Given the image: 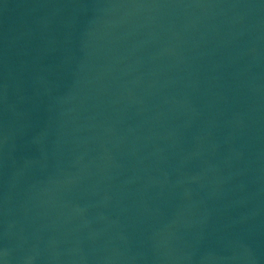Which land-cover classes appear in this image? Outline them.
<instances>
[{"label": "water", "instance_id": "water-1", "mask_svg": "<svg viewBox=\"0 0 264 264\" xmlns=\"http://www.w3.org/2000/svg\"><path fill=\"white\" fill-rule=\"evenodd\" d=\"M0 264H264V0H0Z\"/></svg>", "mask_w": 264, "mask_h": 264}]
</instances>
